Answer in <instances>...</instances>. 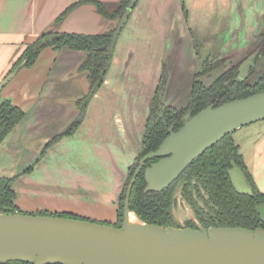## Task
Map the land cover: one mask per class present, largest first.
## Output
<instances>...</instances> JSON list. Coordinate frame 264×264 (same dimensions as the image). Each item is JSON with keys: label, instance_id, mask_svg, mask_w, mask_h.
I'll return each instance as SVG.
<instances>
[{"label": "rangeland", "instance_id": "obj_1", "mask_svg": "<svg viewBox=\"0 0 264 264\" xmlns=\"http://www.w3.org/2000/svg\"><path fill=\"white\" fill-rule=\"evenodd\" d=\"M182 4L187 9L186 15ZM263 33L264 0H140L116 40L106 74L107 83L97 91V97L92 98L94 102L87 106L83 115L82 122L86 121L90 127L96 128L99 136V140H92L95 144L91 148L96 152L94 162L86 157L88 154L92 157L93 150L84 147L85 142L81 139L76 147L59 149L57 158L55 155L44 165H36L46 144L55 135L63 133L81 114V109H78L74 119L68 122L62 119L65 103H62L61 92L71 89V80H64L67 73L58 70L52 73L46 96H42L37 104L38 112L44 113V121H36V126L26 128V119H23L0 144V176L15 177V187L26 195L34 190L36 194L32 193L30 198L34 202L44 203L42 201L47 200L46 196L38 195L42 192L78 198L79 202L74 207L79 211L17 204L25 212H70L99 221L115 222L119 195L128 167L137 162L135 159L141 148L163 68L169 77L163 95L164 103L182 108L189 101L193 76L202 58L211 54L223 59L217 69L203 77L205 83L210 84L229 68L247 62L258 51ZM263 72L264 56L257 64L252 81H256ZM263 131L264 120L235 131L234 137L241 145L242 153H247L253 139L262 135ZM82 154L85 158L81 160L78 157ZM75 159L77 163L82 162L74 165ZM91 162L95 165L89 167L90 174L107 180L104 189L110 194L105 201L107 192L94 190L88 176L85 164L90 165ZM32 164L36 165L38 173L23 174L22 171ZM53 171L59 173L56 174L58 184L49 183L53 181ZM34 174L40 175L28 178ZM230 174L239 191H250L248 181L237 165L230 170ZM43 182L49 185H42ZM175 195L177 201L173 206V216L184 226L194 213L181 198L179 188ZM71 204L74 203H56L59 208ZM107 210L111 215L107 214ZM261 211L264 215V205Z\"/></svg>", "mask_w": 264, "mask_h": 264}, {"label": "trees", "instance_id": "obj_2", "mask_svg": "<svg viewBox=\"0 0 264 264\" xmlns=\"http://www.w3.org/2000/svg\"><path fill=\"white\" fill-rule=\"evenodd\" d=\"M85 2L94 3L104 17L115 20L120 19L127 8L131 6L130 19L132 13L139 5L140 0H121L117 9L113 11H110L99 0L76 1L57 18V22H61L74 7ZM182 10L186 15L187 9L184 4H182ZM127 22L121 32L124 30ZM115 31L116 28L101 34L61 31L44 32L25 47L10 72L19 70L22 67H31L34 65L41 51L46 47H52L54 49L67 47L72 50L85 51L86 57L78 69L79 71L87 72L90 85L87 95L79 99L77 105L82 111H86L90 100L104 85L106 80L111 58L108 55V50L102 49L101 47L111 43ZM257 52L256 64L264 56V33ZM222 61L223 59L219 55L213 56L211 54H207L201 59L200 67L193 76L189 101L182 108H176L164 103L163 95L168 85L169 77L166 69L163 68L150 107L141 148L135 159L137 160V164L133 163L129 166L123 190L119 195L115 222L99 221L70 212H51L48 210H39L35 213L25 212L17 204V192L15 190L16 178L8 176H0V213L54 215L120 227L124 219V204L127 190L139 164L138 161L141 158L149 152L155 151L172 132H177L185 124L188 116H194L209 105L218 106L230 100L247 97L264 90V72L258 76L256 81L251 80L257 72V66L252 68V76L248 78L242 80L238 78L240 67L236 65L220 74L210 84H206L203 77L217 69ZM1 94L2 91L0 92V144L7 138L15 126L26 117V112L21 107L15 105L9 99H3ZM83 118L84 116L77 118L64 133L55 135L46 144L36 164L63 137L75 135L83 123ZM234 133L226 135L215 145L207 149L174 182L162 190L149 189V184L145 176L146 168L152 163L157 162L161 157L148 159L133 186L130 197V210L134 211L148 224H157L163 227L171 225L183 227L176 221L172 212L173 206L177 201L175 194L179 188L181 198L189 205L194 213V217L187 219L184 226L195 229L209 228L211 226H241L251 229H264V215L261 211V207L264 205V192L260 190L254 180L245 162L240 145L235 140ZM234 165H237L245 175L250 186L249 192L239 191L234 184L230 174V170ZM34 167L35 164H32L25 168L22 173H32ZM4 264L31 263L9 261Z\"/></svg>", "mask_w": 264, "mask_h": 264}, {"label": "water", "instance_id": "obj_3", "mask_svg": "<svg viewBox=\"0 0 264 264\" xmlns=\"http://www.w3.org/2000/svg\"><path fill=\"white\" fill-rule=\"evenodd\" d=\"M131 11L130 6L119 19L111 43L101 47L110 58ZM255 56L241 66V79L255 66ZM16 73L0 81V92ZM83 115L82 111L80 118ZM260 120H264V90L188 116L177 132L140 159L127 190L120 227L54 215L0 213V264H264L262 228L163 227L141 218L143 223L131 224L129 218L132 189L148 159L161 157L146 168L145 176L149 189L162 190L223 137Z\"/></svg>", "mask_w": 264, "mask_h": 264}, {"label": "crops", "instance_id": "obj_4", "mask_svg": "<svg viewBox=\"0 0 264 264\" xmlns=\"http://www.w3.org/2000/svg\"><path fill=\"white\" fill-rule=\"evenodd\" d=\"M76 1L80 0H0V81L10 72L19 56L23 53L25 47L44 32L61 31L69 33L101 34L116 28L119 19H107L99 12L97 6L91 2L77 5L61 22H57V18ZM99 1L103 2L110 11H113L112 8L118 7L121 0ZM85 57L86 52L83 50H72L67 47L62 49L46 47L41 51L34 65L31 67H22L17 70L14 78L2 90L1 97L11 100L15 105H18L26 112V128L36 126V121H44L45 119V117H42L44 113L38 112L37 104L42 96H46L47 87H49L51 83L52 73L56 70L61 71L63 74L67 73V77L64 76V80H71V89L66 92H61V100L62 103H65L63 107L64 116H62V119H67L68 122V120L74 119L76 113L79 111V108H77L78 100L86 96L89 90L90 83L87 72L79 71L78 69ZM59 66H61L62 69H57ZM106 83L107 80L104 85H106ZM54 84L56 83L54 82ZM95 97H97V94L94 96V99ZM92 102H94V100L91 99L89 105ZM96 133H98L96 128L93 129V127H90L86 124V121H84L75 135L66 136L67 138L63 137L48 150L46 156L37 164H39V166L44 165L45 162L51 160L55 155V158H57L59 149L76 147L81 139L85 142L84 147H93L95 143H92V140H99V136ZM240 148L242 149L241 145ZM91 149H88V151H91ZM243 155L254 180L260 190L264 192V131L258 138L253 139L251 148L247 153L243 152ZM95 156L96 152L93 150V156L91 157L88 154L86 157L94 162ZM78 158L82 160V158H85V155L82 154ZM81 162L77 163L75 159L73 164L77 165ZM92 162L90 165L86 163L85 166L88 168L87 173L88 176L91 177L93 189L97 192L98 190L101 192L105 190L107 192V190L104 189L107 180L104 178L101 179V176L90 174L89 167L95 165V163ZM34 168L35 170H33L34 172L32 173H38L36 167ZM90 169L92 170V168ZM94 173L93 171V174ZM56 174L59 173H56V171L51 173L53 181L49 183H59ZM36 175L40 174L29 175L28 178L32 179V177H36ZM118 182L120 181L118 180ZM43 184L48 183L43 182L42 185ZM50 188L51 191H53L52 187ZM15 190L17 192L18 204L31 205L33 208L39 206L42 209L49 210L69 209L71 211H79L74 207L75 203L79 202V200H77L78 198L69 197L68 194L59 195L42 192L38 195L46 196L47 200L42 201L44 203H40L30 199L33 197L32 193L34 195L36 194L34 190H31V193L27 195L24 194V192L18 191L17 187H15ZM86 191L89 192V190ZM109 194L110 192H107V195L105 194L107 197L103 199L104 201L108 198ZM93 196L96 195L94 194ZM58 201L65 203L71 202L74 204L59 208L58 205H56ZM106 203L108 202L106 201ZM107 214L111 215V212L107 210Z\"/></svg>", "mask_w": 264, "mask_h": 264}, {"label": "flooded vegetation", "instance_id": "obj_5", "mask_svg": "<svg viewBox=\"0 0 264 264\" xmlns=\"http://www.w3.org/2000/svg\"><path fill=\"white\" fill-rule=\"evenodd\" d=\"M256 54V56H255V58H254V63H255V66H257V64H256V57L258 56V52H256L255 53ZM248 61V60H247ZM243 65V64H242ZM241 65V66H242ZM241 66H239L240 68H239V76H240V69H241ZM255 66H251L250 68H249V70H248V72H247V74L244 76V78H242V79H245V78H248V77H250V76H252V73H251V71H252V68L254 67L255 68ZM238 76V78L240 79V80H242L240 77ZM252 80V79H251ZM105 82H106V80H105ZM104 82V83H105ZM89 91V90H88ZM87 95V94H86ZM85 97V96H84ZM91 101V100H90ZM78 106V105H77ZM78 108H79V110H80V107L78 106ZM81 112H82V110H81ZM83 112H85V111H83ZM77 118H80V116L79 117H77ZM74 121V120H73ZM72 122V121H71ZM69 128V127H68ZM67 128V129H68ZM147 162V161H146ZM146 164V163H145Z\"/></svg>", "mask_w": 264, "mask_h": 264}, {"label": "bare ground", "instance_id": "obj_6", "mask_svg": "<svg viewBox=\"0 0 264 264\" xmlns=\"http://www.w3.org/2000/svg\"><path fill=\"white\" fill-rule=\"evenodd\" d=\"M129 218H130V223L131 224L143 223V221L140 219V217L134 211L130 212V217Z\"/></svg>", "mask_w": 264, "mask_h": 264}]
</instances>
